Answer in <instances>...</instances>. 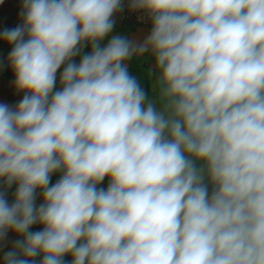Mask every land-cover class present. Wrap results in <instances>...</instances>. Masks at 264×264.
<instances>
[{
  "label": "clouds",
  "instance_id": "1",
  "mask_svg": "<svg viewBox=\"0 0 264 264\" xmlns=\"http://www.w3.org/2000/svg\"><path fill=\"white\" fill-rule=\"evenodd\" d=\"M129 6L151 19L143 42L111 35L122 0H24L0 33L25 93L0 103L17 185L0 240L21 237L4 264H264V0ZM149 52L154 99L127 66Z\"/></svg>",
  "mask_w": 264,
  "mask_h": 264
},
{
  "label": "crops",
  "instance_id": "2",
  "mask_svg": "<svg viewBox=\"0 0 264 264\" xmlns=\"http://www.w3.org/2000/svg\"><path fill=\"white\" fill-rule=\"evenodd\" d=\"M23 7L13 8L12 10H6L0 12V33H2L5 29H13L18 25L23 23L22 16ZM115 27L113 29V33L111 35L120 34L126 36L128 39L134 42H143L147 35L150 33V29L146 26L135 25L128 22H124L121 17V11H118L114 14ZM105 38L102 42L103 44L107 43L109 39ZM12 45L8 44L3 39H0V103L8 104L9 106L15 107L19 101L25 95L24 92H18L15 87V73L11 68V65L8 60L9 53L11 52ZM91 50V46L89 45L84 49V53H87ZM80 60V56L75 57V61L78 63ZM155 60L152 54L145 53L142 56H133L129 61H127V66L130 74L134 76L141 87L148 94L149 98L154 99L156 93L152 91V86L156 78V74L154 72ZM63 71V66L57 72V88H59V76ZM62 175V172H55L51 176L50 184L56 183ZM109 184V178L105 177L104 181L98 185V187L107 188ZM17 185L13 184L10 188L5 190L4 181L0 179V191H6V198L11 204L14 202V194ZM43 202L42 195L40 194V190H37L36 196V205L39 206ZM43 226L40 224H35L30 228V231H40ZM16 233L9 231L7 237L5 239L0 240V264H4V254L11 250L14 246V242L17 239H20ZM42 259V256H38L36 258L37 264H39V260ZM66 264H71L72 256L66 255L64 258Z\"/></svg>",
  "mask_w": 264,
  "mask_h": 264
},
{
  "label": "built area",
  "instance_id": "3",
  "mask_svg": "<svg viewBox=\"0 0 264 264\" xmlns=\"http://www.w3.org/2000/svg\"><path fill=\"white\" fill-rule=\"evenodd\" d=\"M121 17L124 22L152 28V22L144 10H133L130 8V0H122Z\"/></svg>",
  "mask_w": 264,
  "mask_h": 264
},
{
  "label": "bare ground",
  "instance_id": "4",
  "mask_svg": "<svg viewBox=\"0 0 264 264\" xmlns=\"http://www.w3.org/2000/svg\"><path fill=\"white\" fill-rule=\"evenodd\" d=\"M24 0H0V10L11 6L23 5Z\"/></svg>",
  "mask_w": 264,
  "mask_h": 264
},
{
  "label": "rangeland",
  "instance_id": "5",
  "mask_svg": "<svg viewBox=\"0 0 264 264\" xmlns=\"http://www.w3.org/2000/svg\"><path fill=\"white\" fill-rule=\"evenodd\" d=\"M18 7H23V5L7 7V8H5V9H3L2 11L12 10L13 8H18ZM2 11H1V12H2Z\"/></svg>",
  "mask_w": 264,
  "mask_h": 264
},
{
  "label": "water",
  "instance_id": "6",
  "mask_svg": "<svg viewBox=\"0 0 264 264\" xmlns=\"http://www.w3.org/2000/svg\"><path fill=\"white\" fill-rule=\"evenodd\" d=\"M2 10H3V9H2ZM2 10H0V12H1Z\"/></svg>",
  "mask_w": 264,
  "mask_h": 264
}]
</instances>
